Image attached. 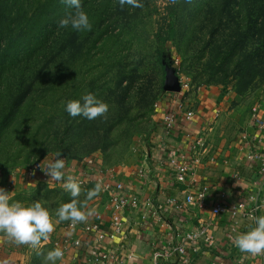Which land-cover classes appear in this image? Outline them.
Masks as SVG:
<instances>
[{"label": "rangeland", "instance_id": "374dc122", "mask_svg": "<svg viewBox=\"0 0 264 264\" xmlns=\"http://www.w3.org/2000/svg\"><path fill=\"white\" fill-rule=\"evenodd\" d=\"M46 1L48 7L45 0H0V187L10 204L40 203L54 225L35 248L0 232V249L13 251L8 263L43 264L42 249L54 247V232L69 221H59L57 209L75 199L93 214L104 198H88L93 183L75 198L59 186L29 183L26 166L53 162L59 153L67 172L94 156L114 173L133 174L149 153L160 102L174 93L163 87L169 72L187 81V104L202 93L217 97L204 132L225 124L224 133L239 136L264 105V11L256 5L263 0L234 2L223 13L211 0H179L171 16L169 0H139L136 8L81 0L92 27L79 32L58 27L73 8ZM169 20L174 35L158 60L156 41ZM43 27L52 31L39 38ZM87 93L107 112L93 120L69 116L64 104Z\"/></svg>", "mask_w": 264, "mask_h": 264}, {"label": "crops", "instance_id": "0c3cea01", "mask_svg": "<svg viewBox=\"0 0 264 264\" xmlns=\"http://www.w3.org/2000/svg\"><path fill=\"white\" fill-rule=\"evenodd\" d=\"M181 96H172L160 102L157 131L151 139L149 153L142 167L138 168H147L148 174L140 176L134 172L122 176L115 173V178L130 185L139 199L135 208L123 212L126 222L123 235L109 231V206L106 197L97 205L96 211L103 218L102 228L110 233L107 247L119 254L118 264H146L152 256L150 244L163 243L171 228L188 231L193 230L200 222H207L215 246L210 250L201 249L197 254L192 253L189 264H264V255L256 257L243 253L234 244L238 235L256 227L257 217L264 216V165L258 159L248 157L249 148L241 143L240 134L234 136L223 132L225 124L213 126L206 132L202 130L216 109V96L202 93L198 95L196 103L184 102L183 111L177 107ZM166 108L173 109L176 114L175 122L168 132L160 120ZM261 109L258 116L264 122V105ZM185 110L192 112L188 120L184 118ZM244 126V132H255L256 142L252 146L259 147L264 155V130L258 131L252 120ZM170 149L183 151L196 159L190 178L209 188L203 207L184 204L185 195L196 189L188 183L172 182L166 166ZM239 202H245L249 208H254L253 215L243 216L239 211L232 215L231 211ZM176 204L179 209L175 208ZM215 205H224L226 211L218 215L211 214L210 208ZM152 208L158 209V218L151 216ZM60 232L59 228L53 235L59 236ZM12 253V250L0 249V264H18L20 261L7 262L6 258H13ZM128 253L131 254L130 259L126 258ZM87 257L85 251L78 252L68 247L65 256L56 261V264H93ZM167 264L181 262L178 258L171 257Z\"/></svg>", "mask_w": 264, "mask_h": 264}, {"label": "built area", "instance_id": "2783aa9c", "mask_svg": "<svg viewBox=\"0 0 264 264\" xmlns=\"http://www.w3.org/2000/svg\"><path fill=\"white\" fill-rule=\"evenodd\" d=\"M177 76V75H176ZM179 90L171 91L174 92L168 96L169 99L172 96L179 97L181 100L177 102V107L182 110L184 106V93L187 90L188 83L181 78H178ZM180 98V97H179ZM158 103H156L157 105ZM191 111L185 110L183 112L184 118L188 120L191 117ZM176 114L172 109H165L160 116L161 124L166 132H168L175 122ZM253 126L258 130H264V122L258 116V112L254 109L252 113ZM241 143L249 148V156L251 158L258 159L262 165H264V155L261 153L260 148L252 146L256 142V134L243 132L240 134ZM50 161H42L30 163L26 166L25 178L32 184L37 182H43L45 184L59 186L63 188V180L56 181L49 178L43 171L40 170L38 165L40 164L43 168ZM52 162V161H51ZM196 159L189 157V155L183 151L176 149H170L169 155L166 158V166L170 171L171 180L173 183L190 184L194 186L195 192H188L184 197V204L196 205L197 207H203L205 198L209 192V188L206 184H198L196 180L191 177L195 168ZM75 168L67 172V169L62 170L64 176H72L80 185L84 187L90 183L101 185L102 196L106 197L109 206V218H110V233L123 235L125 233L126 222L123 218V212L126 210L133 209L137 206L139 199L132 192L130 185L125 184L115 178V173L99 163L94 156H86L82 160H79ZM138 175L148 174L147 168L136 169ZM264 204V201H263ZM175 208L179 209L176 204ZM226 211L224 205H215L210 208V212L213 215H218ZM241 212L243 216H252L254 208H249L245 202H239L231 211L232 215L237 212ZM159 211L157 208L151 209V216L158 218ZM99 211L89 216L84 221L76 222L72 224L69 220L64 223L60 229L61 232L58 235H53V246L54 248H60L65 256L66 249L71 247L76 249L78 252L85 251L87 258L93 264H118L120 262L119 254L114 253L107 247L108 242V231L102 228L103 218ZM215 246L214 238L209 230V223L200 222L193 230L186 231L185 229L180 230L179 228H171L168 234L165 236L163 243L152 242L151 248V259L146 264H167L171 257L179 259L181 264H189L192 253L197 254L201 249L210 250ZM264 255V252L259 254ZM259 255H256L258 257ZM127 259L131 258V254L126 255ZM67 264V263H65ZM213 264V263H212Z\"/></svg>", "mask_w": 264, "mask_h": 264}, {"label": "clouds", "instance_id": "9594fccd", "mask_svg": "<svg viewBox=\"0 0 264 264\" xmlns=\"http://www.w3.org/2000/svg\"><path fill=\"white\" fill-rule=\"evenodd\" d=\"M64 5L73 8L74 12L59 20L58 27L65 28L69 25L76 31L91 30V23L85 11L81 8V0H61ZM119 5H130L134 8L142 7L139 0H119ZM82 101V102H81ZM108 110V105L97 99L92 93L84 94L79 100H69L64 104V111L71 117L82 116L88 120H93L98 116H103ZM57 153V158L53 162L47 163L43 168L38 167L49 178L56 181L63 180V188L75 198L79 195L81 188L79 183L72 176H64L62 169L64 161ZM101 191V185L97 183L93 190L87 195L92 198ZM264 206V204H262ZM92 211L87 213L77 207V202L62 204L56 211L59 221L70 220L72 224L86 220ZM53 222L49 212L36 202L29 206H24L19 202L9 203L8 192L0 187V232L5 233L17 244H28L37 247L41 240H47L48 234L53 231ZM235 246L243 253L259 255L264 252V216L256 218V227L246 233L238 235L234 240ZM64 253L60 248H53L44 256V264H56V261L63 257Z\"/></svg>", "mask_w": 264, "mask_h": 264}, {"label": "trees", "instance_id": "16d2710c", "mask_svg": "<svg viewBox=\"0 0 264 264\" xmlns=\"http://www.w3.org/2000/svg\"><path fill=\"white\" fill-rule=\"evenodd\" d=\"M240 1L241 0H211L209 2V5H212V7H213L212 9L214 11H217L218 13H223L225 8H229L234 2H240ZM47 2L48 1L45 0L46 5H43V6L48 7ZM51 3H53V0H51ZM242 3H243V5H246L247 1L243 0ZM179 5H180L179 0H169L168 1V7H167V15L171 16L172 14H174L178 10ZM256 5L260 6L261 9L264 11V0L262 3H256ZM30 29H31V26H30ZM42 30L43 31L39 32V38L47 37L50 34V32L52 31V29H50L49 31H46V27H43ZM173 30L174 29L172 27L171 21L169 20V30H168L166 36L158 37L157 41H156L155 53L157 55L158 60L161 59V56H162L163 50H164V46L168 40V37L169 38L173 37V35H174Z\"/></svg>", "mask_w": 264, "mask_h": 264}, {"label": "water", "instance_id": "95a60500", "mask_svg": "<svg viewBox=\"0 0 264 264\" xmlns=\"http://www.w3.org/2000/svg\"><path fill=\"white\" fill-rule=\"evenodd\" d=\"M164 89L169 91H177L179 90L178 80L174 72H169L166 74V78L164 80Z\"/></svg>", "mask_w": 264, "mask_h": 264}]
</instances>
